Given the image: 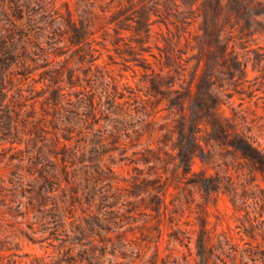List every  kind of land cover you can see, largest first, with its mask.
<instances>
[{
  "label": "rangeland",
  "instance_id": "obj_1",
  "mask_svg": "<svg viewBox=\"0 0 264 264\" xmlns=\"http://www.w3.org/2000/svg\"><path fill=\"white\" fill-rule=\"evenodd\" d=\"M1 3L0 55L6 22ZM22 13L23 31L15 39L28 45L20 54L36 60L29 58L38 66L33 71L37 88L46 87L50 74L61 70L69 105L81 96L82 110L89 98L98 106L69 144L81 145L79 172L92 175L96 184L99 198L87 216L98 214L104 222L100 231L114 239L119 234L126 244L116 249L108 244L107 258L117 264H195L200 216L211 234L208 243L224 232L239 248L252 243L264 248V214L255 217L254 240L244 231L243 212L235 211L227 194L208 195L187 184V176L167 193L184 229L182 239L175 237L177 224L168 218L160 223L145 206L151 179L167 182L174 167L176 119L181 112L188 119L201 115L199 105L208 90L221 101L220 112L264 146V0H39L24 3ZM77 29L87 35L73 42ZM180 91L183 110L172 105ZM1 165L0 175H7L10 168ZM108 166L113 172L102 177ZM194 168L200 169L199 159ZM111 184L120 194L114 206L104 201ZM23 200V215H6L0 222V264H30L36 255L47 260L58 255L59 241L46 237L50 231L37 208L28 196Z\"/></svg>",
  "mask_w": 264,
  "mask_h": 264
},
{
  "label": "trees",
  "instance_id": "obj_2",
  "mask_svg": "<svg viewBox=\"0 0 264 264\" xmlns=\"http://www.w3.org/2000/svg\"><path fill=\"white\" fill-rule=\"evenodd\" d=\"M31 1L39 2L1 0V14L6 22L1 27L4 54L0 55V170L4 162V167L10 171L0 175V222L6 220V215H23V198L28 196V202L37 208L44 229L50 231L46 237L59 241L58 255L50 260L36 255L30 264H117L114 258L106 257L108 244L115 249L126 244L121 235L114 239L108 232L100 231L104 222L98 214L87 216L99 198L96 184L92 175L79 172L81 145L69 144L74 132H82L89 118L97 114L98 106L94 98H89L82 110L85 100L81 96L73 106L69 105L71 101L60 82L61 70L50 74L46 87L37 88L38 80L33 76L38 67L36 60L29 54H20L28 45L23 39H15L16 33L23 31L24 3ZM72 16L69 8L70 21ZM86 35V31L77 29L71 34V40L77 42ZM29 58L35 62H30ZM69 79L74 85L72 74ZM47 91L49 93L41 100L40 95ZM180 93L173 96L172 105L183 110L185 96ZM202 100L201 115L188 119L181 112L176 119L173 130L176 136L172 140L174 167L167 182L161 183L158 176L151 179L154 191H150L145 206L160 223L168 218L177 224L175 237L182 239L180 232L184 229L180 219L176 220L167 193L170 186L179 187L178 181L184 175L188 177L187 184L208 195L227 194L235 211L243 212L240 219L245 233L257 240L255 217L264 214V146L240 132L234 120L220 112L221 101L212 92L208 90L207 98ZM37 101L41 102L40 110ZM197 159L200 160L199 170L194 168ZM111 172L113 168L108 166V171L102 170V177ZM116 188L111 184L107 189L106 205H116L120 195ZM78 208L82 213L77 216ZM106 221L111 223L112 220ZM158 229L162 234L160 224ZM22 233L34 240L28 231ZM209 239L211 242V234L200 216L195 264H248L249 260L251 264H264V248L259 243L239 248L224 232L218 234L216 242L210 244Z\"/></svg>",
  "mask_w": 264,
  "mask_h": 264
}]
</instances>
